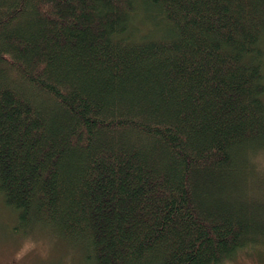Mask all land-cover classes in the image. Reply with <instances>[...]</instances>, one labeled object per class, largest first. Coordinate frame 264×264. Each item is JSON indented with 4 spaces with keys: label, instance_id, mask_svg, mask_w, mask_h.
Segmentation results:
<instances>
[{
    "label": "trees",
    "instance_id": "obj_1",
    "mask_svg": "<svg viewBox=\"0 0 264 264\" xmlns=\"http://www.w3.org/2000/svg\"><path fill=\"white\" fill-rule=\"evenodd\" d=\"M260 153L264 0H0L13 233L85 264L259 259Z\"/></svg>",
    "mask_w": 264,
    "mask_h": 264
},
{
    "label": "rangeland",
    "instance_id": "obj_2",
    "mask_svg": "<svg viewBox=\"0 0 264 264\" xmlns=\"http://www.w3.org/2000/svg\"><path fill=\"white\" fill-rule=\"evenodd\" d=\"M255 160L264 175V153ZM14 224L13 214L0 203V264H85L79 253L38 230L13 233ZM259 259L245 254L234 264H264Z\"/></svg>",
    "mask_w": 264,
    "mask_h": 264
}]
</instances>
